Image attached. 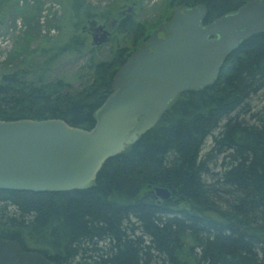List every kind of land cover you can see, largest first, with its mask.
I'll return each mask as SVG.
<instances>
[{
  "label": "trees",
  "instance_id": "1",
  "mask_svg": "<svg viewBox=\"0 0 264 264\" xmlns=\"http://www.w3.org/2000/svg\"><path fill=\"white\" fill-rule=\"evenodd\" d=\"M66 1L80 18L75 30L87 18L116 17V6L81 14L79 0ZM247 1L163 0L152 23L127 16L109 40V62L92 65L76 92L23 66L1 72L0 120L59 119L90 130L117 70L176 7H202L206 25ZM42 5L32 17L38 27ZM85 41L75 34L59 52L79 54ZM263 95L264 32L240 44L211 86L180 92L152 129L103 164L89 189L0 190V238L53 264H264V110L252 112Z\"/></svg>",
  "mask_w": 264,
  "mask_h": 264
},
{
  "label": "water",
  "instance_id": "2",
  "mask_svg": "<svg viewBox=\"0 0 264 264\" xmlns=\"http://www.w3.org/2000/svg\"><path fill=\"white\" fill-rule=\"evenodd\" d=\"M204 19L202 7H177L120 66L90 130L59 119L0 120V190L89 189L103 164L152 129L180 92L211 86L240 44L264 32V0H249L206 25ZM162 31L168 35L158 38ZM108 35L92 38L93 44H105ZM154 192L161 200L170 197L166 189ZM0 264L53 263L0 238Z\"/></svg>",
  "mask_w": 264,
  "mask_h": 264
},
{
  "label": "rangeland",
  "instance_id": "3",
  "mask_svg": "<svg viewBox=\"0 0 264 264\" xmlns=\"http://www.w3.org/2000/svg\"><path fill=\"white\" fill-rule=\"evenodd\" d=\"M40 1L43 5L37 19L38 27L32 17L36 16L34 8ZM79 2L81 14L84 11L102 14L107 7L116 6L112 8L113 12L110 14L116 15L127 6L117 0H79ZM135 2L137 6L130 16L136 21L152 23L160 14L162 15L163 0H135ZM73 13L74 10H71L66 0H0V73L23 66L28 71L32 70V73L64 79L70 85L72 92L81 89L91 79L93 70L90 67L109 62L111 59L109 58L111 44L108 42L101 47H95L90 44V38H84L87 47L79 54L59 52V48L65 42L75 34H80L79 29L74 28L75 21L80 18L76 19ZM93 19L100 20L96 16ZM8 60L10 62L4 66L3 64ZM253 107V113L264 110V95L259 103L253 104Z\"/></svg>",
  "mask_w": 264,
  "mask_h": 264
},
{
  "label": "flooded vegetation",
  "instance_id": "4",
  "mask_svg": "<svg viewBox=\"0 0 264 264\" xmlns=\"http://www.w3.org/2000/svg\"><path fill=\"white\" fill-rule=\"evenodd\" d=\"M137 6L135 0L130 1L126 8L121 9L117 14L116 17H110L107 21L102 20L98 21L95 19H85L82 24L79 26L80 34L83 38H90L92 42V38L99 37L104 31H107L109 33L108 40L112 38L114 35L116 27L120 24V21L122 19H125L127 16L131 15L133 13L134 8ZM101 27V30L94 31L95 28ZM160 27V26H159ZM158 29H156L154 32H156ZM153 32V33H154ZM151 33V34H153ZM150 34V35H151ZM168 35L167 31H162L157 34L158 38H165ZM148 38V37H147ZM147 39H145L141 44L145 43ZM90 42V44H91Z\"/></svg>",
  "mask_w": 264,
  "mask_h": 264
}]
</instances>
